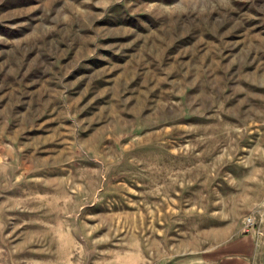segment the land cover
<instances>
[{
    "label": "rangeland",
    "instance_id": "rangeland-1",
    "mask_svg": "<svg viewBox=\"0 0 264 264\" xmlns=\"http://www.w3.org/2000/svg\"><path fill=\"white\" fill-rule=\"evenodd\" d=\"M264 264V0H0V264Z\"/></svg>",
    "mask_w": 264,
    "mask_h": 264
},
{
    "label": "crops",
    "instance_id": "crops-1",
    "mask_svg": "<svg viewBox=\"0 0 264 264\" xmlns=\"http://www.w3.org/2000/svg\"><path fill=\"white\" fill-rule=\"evenodd\" d=\"M253 255H203L205 264H252Z\"/></svg>",
    "mask_w": 264,
    "mask_h": 264
}]
</instances>
